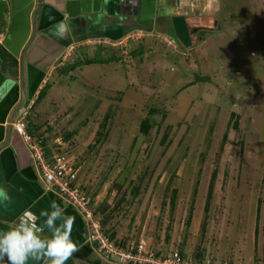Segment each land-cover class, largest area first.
<instances>
[{"label":"rangeland","instance_id":"1","mask_svg":"<svg viewBox=\"0 0 264 264\" xmlns=\"http://www.w3.org/2000/svg\"><path fill=\"white\" fill-rule=\"evenodd\" d=\"M223 4L220 30L195 50L157 34L125 52L114 41L68 48L28 110L45 160L74 175L73 204L114 246L181 251L192 264L198 253L204 263L264 264V0ZM82 54L98 64L59 75Z\"/></svg>","mask_w":264,"mask_h":264},{"label":"crops","instance_id":"2","mask_svg":"<svg viewBox=\"0 0 264 264\" xmlns=\"http://www.w3.org/2000/svg\"><path fill=\"white\" fill-rule=\"evenodd\" d=\"M223 1L0 0V84L9 77L15 81L0 99V185L11 197L0 202V231L20 219L43 225L46 218L41 213H50L55 201L65 209V215L75 217L72 239L80 248L66 264H111L87 241L79 215L69 207L67 198L44 180L21 138L12 130L7 132L9 117L18 104L22 107L13 118L34 105L68 47L92 42L108 45L131 30H141L145 41L157 34L181 53L195 50L210 44L212 30H220ZM27 264H44V260L30 259Z\"/></svg>","mask_w":264,"mask_h":264},{"label":"clouds","instance_id":"3","mask_svg":"<svg viewBox=\"0 0 264 264\" xmlns=\"http://www.w3.org/2000/svg\"><path fill=\"white\" fill-rule=\"evenodd\" d=\"M138 40H129L127 43ZM126 47L127 44L120 49L125 52ZM14 85L15 81L11 77L5 79L0 84V99H3ZM28 112L25 111L26 114ZM18 116H15L12 122ZM10 199L8 189L0 185V202H8ZM50 208V213H41L46 218L43 225H34L31 221L20 219L8 223L7 230L0 231V264H5V260L7 264H27L30 259L37 262L43 259L44 264H66L73 254L79 251L80 247L72 239L75 217L65 215V209L55 201L51 203ZM57 221L61 222L57 224Z\"/></svg>","mask_w":264,"mask_h":264},{"label":"built area","instance_id":"4","mask_svg":"<svg viewBox=\"0 0 264 264\" xmlns=\"http://www.w3.org/2000/svg\"><path fill=\"white\" fill-rule=\"evenodd\" d=\"M143 36L144 34L142 32H133L129 33L118 42L121 47H124L126 45L125 43L129 40H138ZM25 116L26 113L23 112L16 117L11 123L12 128L26 145L30 158L39 167L44 180L52 187L56 188L63 197L67 194L65 198H67L68 203L79 212L87 227L91 229V231H89V241L92 242L96 251L105 259L108 261L110 260L111 264H192L186 261L183 262L177 252L169 254L168 256H164L163 254L156 255L153 250L146 249L139 243L131 244L130 246H114L108 238L99 232V222L96 221L97 224L94 223L93 213L84 206H79L78 208L73 204V201H76L74 196L78 192L76 187L72 186L74 183V175L70 174L62 165L55 164L51 166V164L45 160L40 143L28 133ZM204 264L212 263L206 262ZM213 264L222 263L218 262Z\"/></svg>","mask_w":264,"mask_h":264},{"label":"trees","instance_id":"5","mask_svg":"<svg viewBox=\"0 0 264 264\" xmlns=\"http://www.w3.org/2000/svg\"><path fill=\"white\" fill-rule=\"evenodd\" d=\"M144 39V38H143ZM142 40V39H141ZM119 51L120 52H123L122 49L119 48ZM97 54H100L101 55V52H96ZM85 54H82L79 58H76L77 61H74L73 63H67V64H64L59 70H58V73L60 76H67L68 74H70L69 72L72 71L73 69H75L76 67H80L82 65H91V64H98V62L95 60V59H84L82 58V56H84ZM115 59H108L106 58L104 61H102L103 63H109V62H113ZM48 90V86L45 84L42 89L39 91L38 95H37V99L36 101L34 102V105L38 102H41L45 96H46V92ZM29 113V112H28ZM26 114L25 116V121L27 123V129H28V133L31 135L33 133V130H34V124H32L31 120L32 118L29 116V114ZM238 116L237 114L235 113H231L230 115V127L233 129V130H236L238 128ZM142 132L144 134H147L149 128H150V124L149 122H147V120H143L142 123H141V126H140ZM33 137V136H32ZM226 138H227V132L224 134L223 136V140H222V143L226 141ZM215 178H216V171L214 170L211 174V177H210V182H209V185H208V191H207V198H206V206H205V210H207L208 208V205H209V201H210V197L212 195V191H213V188H214V181H215ZM170 190V199H169V205H170V209H173L174 208V204H175V199H176V196H177V189L175 187L173 188H168ZM100 224H101V229H102V226L106 225V222L105 220L103 219V216L100 218ZM103 231V230H102ZM103 234H105V236L110 240L112 241L114 239L113 235L111 236H107V231H104ZM156 255H159L160 253H157V250L155 251ZM169 253V251L167 252ZM178 254L180 256V259L184 262L185 260H187L183 253L181 251H178ZM189 262H191V260H189ZM194 263H197V264H204V259H203V256L201 253H198V255L196 254L195 255V261ZM222 264H225V261H222L221 262Z\"/></svg>","mask_w":264,"mask_h":264},{"label":"flooded vegetation","instance_id":"6","mask_svg":"<svg viewBox=\"0 0 264 264\" xmlns=\"http://www.w3.org/2000/svg\"><path fill=\"white\" fill-rule=\"evenodd\" d=\"M122 7H123V6H122ZM124 8H125V4H124ZM127 8H128V7H127ZM130 12H133L132 9L130 10ZM133 32H142V31H141V30H139V31H136V30H133V31H132V30H131V31L128 32V33H133ZM128 33H127V35H128ZM143 34L146 35L144 32H143ZM124 36H125V35H124ZM68 48H70V47H68ZM68 48H67V49H68ZM63 55H64V54H63ZM63 55H62V57H63ZM62 60H63V58H62ZM62 60H61V61H62ZM18 107H19V106H18ZM21 107H22V106H21ZM18 110H19V109H18ZM13 119H14V118H13ZM11 130L14 131V133H16V131L12 128V125H11ZM10 132H11V131H10ZM16 134H17V133H16ZM17 135H18V134H17ZM18 136H19V135H18ZM19 137H20V136H19ZM69 207H70V206H69ZM76 212H77V214H78L79 217H80L79 212H78L77 210H76ZM80 219H81V222H82V224H83V226H84V230H85V231H84V232H85L84 235H85V237H86V231H87L86 228H87V225H86V223L84 222V220H83L82 217H80ZM88 237H89V232H88ZM88 237H86V239H87V241L90 243L91 241H89V238H88ZM91 244H92V242H91Z\"/></svg>","mask_w":264,"mask_h":264},{"label":"water","instance_id":"7","mask_svg":"<svg viewBox=\"0 0 264 264\" xmlns=\"http://www.w3.org/2000/svg\"><path fill=\"white\" fill-rule=\"evenodd\" d=\"M21 62H22V58H21ZM22 79V78H21ZM19 105H21V104H18V106ZM18 106H17V108H15V110L13 111V113L10 115V117H9V120H8V122H7V132L10 134V131H11V122H12V119H13V116L15 115V114H17V112H18V109L21 107H19L18 108Z\"/></svg>","mask_w":264,"mask_h":264}]
</instances>
